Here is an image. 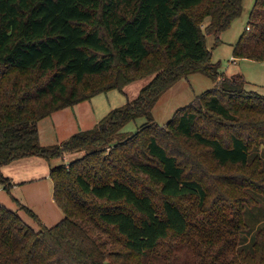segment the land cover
I'll return each mask as SVG.
<instances>
[{"label":"trees","instance_id":"16d2710c","mask_svg":"<svg viewBox=\"0 0 264 264\" xmlns=\"http://www.w3.org/2000/svg\"><path fill=\"white\" fill-rule=\"evenodd\" d=\"M242 11L243 0H0L3 188L11 193L2 167L14 161L85 152L50 169L57 225L21 204L36 231L0 202V264H264V227L239 249L242 203L264 195V95L242 74L218 73L206 40L220 45ZM247 26L234 60L264 61V0ZM194 73L215 88L157 124L156 102ZM149 76L93 129L41 145L46 117ZM139 117L137 132L123 131Z\"/></svg>","mask_w":264,"mask_h":264},{"label":"rangeland","instance_id":"374dc122","mask_svg":"<svg viewBox=\"0 0 264 264\" xmlns=\"http://www.w3.org/2000/svg\"><path fill=\"white\" fill-rule=\"evenodd\" d=\"M255 2L256 0H243L241 16L233 20L230 27L220 35L225 44L215 46L217 42L215 36L207 35L206 40L207 45L212 49L211 61L220 65L218 73L227 76L242 74L247 81L245 86L247 91H255L264 95V61L234 60L233 57L234 45L248 29L247 25ZM209 20V18L205 19L202 25L203 30ZM151 79L152 76L139 79L127 85L123 91L114 89L100 93L91 100L46 117L39 123L41 145L44 147L59 145L76 133L93 129L112 110L123 107L135 99ZM90 81L96 84L95 79ZM215 86L216 82L203 73H194L179 80L154 105L152 116L155 122L160 126H166L177 110L192 104L198 95L214 89ZM146 122L145 117H139L128 123L123 131L129 134L135 133ZM84 154L85 152L69 153L65 155L64 159L53 158L51 160L35 156L39 159L21 164L15 173L11 172L14 175L10 176L2 170L5 177H12L14 181H24V183L9 193L3 190L0 181V202L17 212L36 231L40 229L38 222L21 208V204L31 209L46 227L51 228L57 225L65 217V214L54 201V183L50 176V169L72 162ZM12 178L10 179L12 180ZM184 206L187 208L190 204L185 201ZM242 207L245 210L244 217L249 231L241 233L242 242L239 249L251 248L255 243L259 229L264 227V195L251 192L247 200L242 203Z\"/></svg>","mask_w":264,"mask_h":264},{"label":"crops","instance_id":"0c3cea01","mask_svg":"<svg viewBox=\"0 0 264 264\" xmlns=\"http://www.w3.org/2000/svg\"><path fill=\"white\" fill-rule=\"evenodd\" d=\"M220 39H221V37H220ZM222 41V40H221ZM221 44H225V42L224 41H222V43ZM240 60H243V59H240ZM248 60V59H247ZM78 105V104H77ZM76 106V105H75ZM66 109V108H65ZM60 111V110H59ZM58 112V111H57ZM57 112H54L53 114H55V113H57ZM53 114H51V115H53ZM50 115V116H51ZM35 159H39V157H35V156H32V157H27V158H23V159H21V160H18V161H16V162H13V163H11V164H9V165H5V167H3V171H4V173H6V175H8V176H10V175H14V174H12L11 172L13 171V173H15L16 172V169H17V167L18 166H20L21 164H23V163H25V162H29V161H31V160H35ZM10 178H12V177H10ZM12 183L14 184V186L11 188V190H13L14 188H16L17 186H19V185H21L22 183H24V181H14L13 180V178H12ZM2 188H3V186H2ZM3 190H5L4 188H3Z\"/></svg>","mask_w":264,"mask_h":264},{"label":"built area","instance_id":"2783aa9c","mask_svg":"<svg viewBox=\"0 0 264 264\" xmlns=\"http://www.w3.org/2000/svg\"><path fill=\"white\" fill-rule=\"evenodd\" d=\"M249 28V27H248Z\"/></svg>","mask_w":264,"mask_h":264}]
</instances>
